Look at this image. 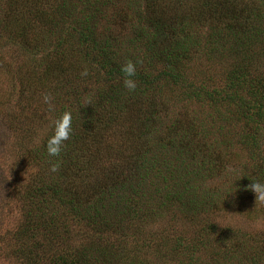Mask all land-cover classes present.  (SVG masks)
Returning <instances> with one entry per match:
<instances>
[{
    "label": "trees",
    "instance_id": "trees-1",
    "mask_svg": "<svg viewBox=\"0 0 264 264\" xmlns=\"http://www.w3.org/2000/svg\"><path fill=\"white\" fill-rule=\"evenodd\" d=\"M15 1L14 12L25 29L37 22L46 36L57 34L52 54L29 71L47 83V91L64 98L63 103L57 99L63 108L59 116L71 113L73 131L55 157L60 162L51 183L20 189L22 221L2 239L3 252L17 264H264V231L249 237L228 228L214 240L218 234L211 237L200 230L201 238L194 241L153 226L170 204L179 203L188 213L207 209L209 202L200 198L197 184L188 177L195 172L201 175L198 168L207 163L209 169L213 162L219 164L222 149L233 146L231 135L260 159L255 172L246 176V185L251 179L264 183V96L258 104L248 97L250 92L256 96L258 80L264 85V77L251 72L257 65L246 57V50L258 41L264 47V0H148L139 18L153 29L147 37L149 51L154 49L153 57L166 64L157 72L140 52L135 53L140 60L131 56L132 38L122 41L109 31L101 35L87 20L84 26L61 29L59 14L66 9L62 0H10L11 7ZM109 1L89 0L93 7L88 20L98 18L124 28L131 12H123L119 5L130 10L134 4ZM56 5L63 7L55 10ZM105 6L110 13L103 10ZM13 9L6 12L8 25L17 21ZM213 21L210 51L231 63L218 72L201 67L202 74L191 73L188 64L197 57L192 48L201 45L200 26ZM143 27L133 26L135 37H144ZM40 38L45 36L36 32L33 39L38 43ZM92 52L100 71L93 69ZM83 56L88 65L81 61ZM129 60L137 69L135 91L124 87L120 71ZM85 68L88 75L81 76ZM95 75L99 87L87 105V84L93 87ZM198 106L218 111L236 106L234 118L240 111L246 117L252 112L249 120L255 123L240 133L223 127L219 135H212V127L209 133L202 117L192 110ZM226 112L214 115L217 120L212 116L209 123L218 122ZM111 140L126 148H114L115 144H108ZM32 154L29 150V160ZM79 224L82 230L75 234ZM209 228L213 231L214 226ZM108 230L113 235H106ZM170 255H175L172 261Z\"/></svg>",
    "mask_w": 264,
    "mask_h": 264
},
{
    "label": "rangeland",
    "instance_id": "rangeland-1",
    "mask_svg": "<svg viewBox=\"0 0 264 264\" xmlns=\"http://www.w3.org/2000/svg\"><path fill=\"white\" fill-rule=\"evenodd\" d=\"M9 1L0 0V264H17L13 256H7L3 252V245H1L3 242L1 241L5 236H8L9 232L14 231L22 221L24 203L22 200L23 193L20 189L27 186L34 188L42 187L45 184H50L52 177H56L55 172L51 171V165L54 162L60 161L55 157L50 158L48 156L46 141L52 134L53 122L63 110L57 104H60L59 100H61V103L64 101L62 96L58 97L59 94L47 91V83L39 81L29 71L30 68L34 69V65H39L41 61L47 59L50 52L52 54L56 45L57 34L46 36L47 33L44 32L42 26L40 27V24L37 22H34L36 26L25 29L22 25V20H19L20 15L14 12L18 9L16 1L12 7ZM88 1L62 0L66 9L60 12V14L58 13L59 23H57L61 29L63 27L67 28L70 24L72 26L77 24V27L84 26L85 20L90 21L93 24L92 27L94 25L97 26V31L101 35L109 31L110 34L118 38L121 37L122 41L124 38L129 41L132 38L134 40L133 46L136 48L138 46L139 48L137 50L134 47H129L131 49V56L134 59L140 60V56L135 54L140 52L142 59H145L154 68V71L158 70L157 67L159 71L165 68L166 64L164 60L158 63L157 58L153 57L154 49L152 47L151 51L148 49V40L154 34L153 29L148 26L147 20L140 21L141 18H139L142 11L147 7L148 0H129L134 4L130 10L124 4L119 5L121 0L109 1L119 5L123 12H131L127 17L130 23L124 28L117 24H109L106 20H100L96 17V22L94 19L88 20L93 7L91 2L88 3ZM192 1L189 0V2ZM25 2L33 1L27 0ZM100 6L98 5L96 9ZM15 7L16 9H13ZM57 7L63 6L56 5L54 9L56 10ZM10 9H13V14L16 15L17 21L8 25L9 19L6 17V12ZM103 10H106L107 13L111 12L106 6L103 7ZM137 25L144 26V37H135L134 29L132 28ZM214 28V21L200 26L201 45L192 48L193 54L197 55V57H195L193 65L188 64L191 73L197 72L202 74L204 70L201 67L206 69V71L211 70L210 72L214 73L218 72L219 68L227 67L231 63L229 58H223L220 53L210 51L213 49L209 46V40L215 39L212 36ZM145 29L147 32H145ZM36 32H40L41 35L45 36V38H40L38 43L33 39ZM148 36L149 38H147ZM124 45L122 50L125 53L128 46L125 43ZM262 45L260 41L254 46L252 45L250 49L246 50V57L250 56V61H254V64L257 65L255 68H252L251 72L264 77V47ZM92 55L95 61L92 64L93 69L100 71L101 68L98 66L95 53L92 52ZM208 56L211 57V61L208 60ZM245 60L244 58V62ZM81 61H84L88 65L84 56ZM211 65L214 67L211 68ZM258 82L259 86L257 88V83H255L256 91L254 92H256V96L253 98L251 92L248 94L250 100L255 104H258L260 98L264 96V85H261L260 80ZM91 83L93 90L87 84L89 91L87 100L92 102L100 83L96 80V75L94 80H91ZM45 93L50 94L52 97L53 108L51 110L44 103L43 96ZM231 106L221 108V111H218L217 108L208 107L209 109H207V107L200 106L192 107V110L194 114H199L202 117L201 119L204 120V125H207L209 133L208 129L212 127L210 133L212 135L214 133V135H219L223 127L231 132L240 133L243 128L248 129L251 125H254L255 122L253 121L252 123L249 120L252 112H249V116L246 117L245 113L240 111L239 117L234 118L235 111L238 108ZM226 109V114H223L218 122L209 123L212 116L222 113ZM213 118L219 119L216 116ZM222 123L224 124L220 125ZM261 126L263 134L262 143L264 144V119ZM239 140L236 136L231 135L230 142L233 146L227 151L224 148L222 149L223 154L221 159H219V164L218 162H213L214 166L211 167L212 169H209V167L206 168L207 163L201 169L198 168L201 175L195 172L188 177L190 182L197 184L200 198H206L205 201L209 202L207 209L206 206L200 209L198 207L197 210L188 213L186 210H183V207L179 203L170 204L166 206L164 215L158 216L159 219L153 223V226L158 227V230L161 232L187 236L188 239L194 241L201 238V233L198 232L200 230L204 233H210L211 237L214 234H218L213 237L214 240H218L219 236L221 238V233L229 229H233L249 237L261 234L264 231V203H255L254 193L249 190L245 192V189H247L245 183L246 176H249L250 172H255L253 169L257 167L260 159L259 156H254L247 149H244L239 144ZM112 143L115 144L114 148H126L119 146L117 141L111 140L108 142V144ZM29 150L33 151V154L30 155L32 156L30 160L28 156ZM164 152H167V150H164ZM262 154H264V148L261 152ZM198 167H200V163H198ZM194 169H197V167H194ZM253 196L254 199L252 201L250 199ZM210 224L214 226L213 231L209 228ZM81 230V224L74 228L75 234H78ZM113 233V231L108 230L105 234L109 236L113 235ZM146 236V234H143L142 237L145 238ZM12 241L13 238L10 236L8 243ZM221 243H224V241L222 240ZM73 244H76L75 238L73 239ZM206 256L207 254L203 253L201 257L208 261V257ZM169 257L172 261L175 255H170Z\"/></svg>",
    "mask_w": 264,
    "mask_h": 264
},
{
    "label": "clouds",
    "instance_id": "clouds-1",
    "mask_svg": "<svg viewBox=\"0 0 264 264\" xmlns=\"http://www.w3.org/2000/svg\"><path fill=\"white\" fill-rule=\"evenodd\" d=\"M136 64L131 60L126 61L121 65L120 71L124 76L123 85L129 91H135L137 88V83L133 77L136 75ZM88 71L85 68L84 71L81 72V76H87ZM44 103H46L51 110L53 108L52 105V97L50 94L45 93L43 96ZM91 103V101L87 102V105ZM73 131L72 128V115L70 112H64L61 114L55 121L53 122V130L52 134L48 137L46 141V150L47 154L50 157H57L60 155L63 147L65 146V142L69 140L71 133ZM59 167V163H53L51 165V171L56 172ZM252 182L247 186L254 195H255V203L260 202L264 203V183L251 179ZM234 193V192H230ZM229 193V194H230ZM219 223V222H217ZM222 226H225L219 223Z\"/></svg>",
    "mask_w": 264,
    "mask_h": 264
}]
</instances>
